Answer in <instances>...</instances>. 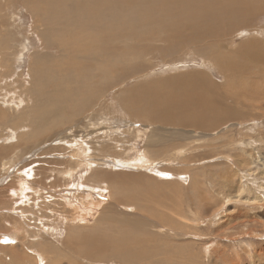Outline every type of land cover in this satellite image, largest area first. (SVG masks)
<instances>
[{"label": "rangeland", "instance_id": "rangeland-1", "mask_svg": "<svg viewBox=\"0 0 264 264\" xmlns=\"http://www.w3.org/2000/svg\"><path fill=\"white\" fill-rule=\"evenodd\" d=\"M89 2L0 0V264H264V0Z\"/></svg>", "mask_w": 264, "mask_h": 264}, {"label": "bare ground", "instance_id": "bare-ground-1", "mask_svg": "<svg viewBox=\"0 0 264 264\" xmlns=\"http://www.w3.org/2000/svg\"><path fill=\"white\" fill-rule=\"evenodd\" d=\"M143 2V3H141V5L143 4V8L145 9V10H143V8H141V7H139V5H138V3L140 4V2ZM110 4V2H114L115 4H117L118 6H116V5H114V3H113V5L114 6H116V7H119V6H123V7H125V9H127V8H133V6H134V8L135 9H137V7L139 8V9H141V10H139L140 11V14H138V15H140L139 17V19L137 18V17H135V19L137 18L138 20H135V24H137V25H139V24H144V23H146V22H148L150 19L151 20H153L155 17H156V19H157V22L155 21V19H154V21H151V22H154V24L155 25H153V26H156V24L157 25H159V27H160V30H161V32H162V35H163V33H165V32H163L164 31V29H167L166 30V33H167V31L168 32H172V34L171 35H169V33H167L168 35H169V38L170 39H172V35H179L180 33H181V31H180V29H179V27L177 26V25H179V24H177V23H181V25L182 24H184V23H188L189 21H190V23L191 24H194V22H195V20H198L197 22H199V21H201L202 19H204V18H208V17H211L212 18V23H222V22H226V20H227V18H228V16H230L231 15V6H232V2H231V0H90V2L88 3V4H86V3H84L83 5H81L82 7H84V9H85V7L86 8H88V12L91 14V15H93L95 12H97V10H101V8L103 7V6H106V5H104L105 3L106 4H108V3ZM82 3V2H81ZM112 3H111V7H112ZM108 4V5H109ZM107 5V6H108ZM106 6V7H107ZM110 6V5H109ZM150 6H153L154 7V10H155V13L153 14V10H152V12H151V9H153L152 7L151 8H149ZM115 8V7H114ZM131 8V9H132ZM148 8L150 9V13L147 11L148 10ZM119 9V8H118ZM118 9H116V10H118ZM121 10V9H120ZM123 10V9H122ZM128 10V9H127ZM133 10V9H132ZM131 10V11H132ZM137 10V11H138ZM112 11H113V9H112ZM131 11H128V12H131ZM122 12V11H121ZM125 12V11H124ZM134 12V11H133ZM148 13L150 14L149 16H151V17H147V15H148ZM135 14V13H134ZM152 14V15H151ZM85 15H87V13L85 14ZM153 18V19H152ZM151 22H149V23H151ZM156 22V23H155ZM210 22V21H209ZM209 22H206V21H202V24H204V23H209ZM149 23H146L148 26H150L151 28H152V23L151 24H149ZM175 24H177V25H175ZM145 25V24H144ZM147 26V27H148ZM159 27H153V30L154 29H156V30H158L159 29ZM149 28V27H148ZM149 30H151V32L153 33V31H152V29H149ZM156 30H154V32L156 31ZM160 30H158V32L160 31ZM151 32H150V34L149 35H151ZM157 32V31H156ZM157 32V33H158ZM125 33H127V32H123L122 34H125ZM138 33V32H137ZM156 34V33H155ZM159 34H160V32H159ZM159 34H157V36H159ZM65 35V34H64ZM121 35V34H120ZM120 35H118L117 37H119ZM126 35V34H125ZM153 35V34H152ZM161 34H160V36H162ZM123 36V35H122ZM154 36V35H153ZM153 36H152V38H153ZM150 37V36H149ZM151 38V37H150ZM151 38V39H152ZM154 38H155V36H154ZM66 40V39H65ZM73 40V39H72ZM103 41H106V40H108V39H105V38H103L102 39ZM144 39H142V41H143ZM66 41H68V40H66ZM76 41H78V40H76ZM89 41H90V39H89ZM91 41H94V43H96V39L94 38V39H92ZM69 42V41H68ZM73 42H75V40L73 41ZM73 42H72V44H73ZM74 45V44H73ZM96 45H98L97 43H96ZM104 45V44H103ZM110 45V42H105V45H104V48L106 47V50H108L109 49V51L107 52L108 53V56L110 55L111 56V54H113L114 55V53L112 52V50H111V45ZM102 47V46H101ZM104 48H100L101 50L102 49H104ZM138 48V47H137ZM137 48H135V49H137ZM134 50V49H133ZM138 50V49H137ZM140 50V49H139ZM129 52H131V53H133V54H135V55H137V54H142L141 53V51H122L121 50V55H119V58H121V57H125V56H127V53H129ZM106 53V54H107ZM115 53H118V54H120L119 53V51H116L115 50ZM114 59V58H113ZM113 63V62H112ZM95 66V65H94ZM114 68V67H113ZM169 82H173V81H176V79H174V80H168ZM197 84H199L198 82H197ZM163 85V84H162ZM164 85H167V84H164ZM155 87V86H154ZM158 87V86H157ZM152 88V87H151ZM143 90V89H142ZM145 93V92H144ZM139 94V93H138ZM146 94H148V93H146ZM144 95V94H143ZM143 95H141V97L143 96ZM156 95V94H155ZM198 96H196V97H193V99L194 100H196V102H195V107H197V108H200V109H207V107H205V105L207 104L206 102H205V100L203 99L204 98V95L203 94H197ZM150 95H148L147 97H144L143 96V98L142 99H140V100H142V104H144V105H146V107H148V104H151V105H153V106H155V104L156 103H158V104H161V103H159V102H166V101H169L167 98L168 97H166L165 96V98H164V100H163V98H162V95L159 97V99H157V97L156 98H152V97H149ZM151 96H152V94H151ZM169 97L172 99L173 97H171V95H169ZM138 98V97H137ZM138 99V101H136L135 102V104H138L139 102H140V100ZM148 103H146L144 100ZM126 100H129V99H127L126 98ZM182 100V99H181ZM126 103H127V101H125ZM130 102V101H129ZM183 102V101H182ZM189 103V102H188ZM190 104V103H189ZM188 104V105H189ZM157 105V104H156ZM184 105V104H183ZM130 106V105H129ZM158 106V105H157ZM181 106H182V104H181ZM205 107V108H204ZM178 108H180L179 106H178ZM184 108H186L187 109V107H186V104H185V107H182L181 109H184ZM189 108V107H188ZM192 108V107H191ZM197 108H195L194 109V111L195 110H198ZM131 110V109H130ZM190 110V109H189ZM209 111H211V116H215V114H214V111H212V107H211V110H209ZM192 113H193V111H192ZM196 113V112H195ZM198 113V112H197ZM200 113H201V110H200ZM140 115L142 116V118H145V115H146V113H140ZM196 115H198V114H196ZM206 115V114H205ZM137 116H139V115H137ZM140 117V116H139ZM19 118H21V117H19ZM158 118V117H157ZM154 119V118H153ZM150 120V119H149ZM152 120V119H151ZM12 124V123H11ZM1 150V149H0ZM142 159V158H141ZM135 160V159H134ZM130 161V160H129ZM141 163H146V161H141ZM141 166V165H140ZM24 182V180H22L19 184H20V189L21 190H19V193L18 194H22V192L23 191H25L24 189H23V187H25V184L23 183ZM26 183V182H25ZM26 188V187H25ZM24 193V192H23ZM12 194H16V193H13L12 192ZM3 235H6V234H3ZM7 236V235H6ZM1 244V243H0ZM12 250H15L14 248L12 249ZM11 250V251H12ZM10 251V252H11ZM9 252V251H8ZM14 254V253H13ZM15 256H16V254H15ZM18 258V257H17Z\"/></svg>", "mask_w": 264, "mask_h": 264}, {"label": "snow or ice", "instance_id": "snow-or-ice-1", "mask_svg": "<svg viewBox=\"0 0 264 264\" xmlns=\"http://www.w3.org/2000/svg\"><path fill=\"white\" fill-rule=\"evenodd\" d=\"M3 242H5V243H11L12 241H9V240H5V241H3Z\"/></svg>", "mask_w": 264, "mask_h": 264}]
</instances>
